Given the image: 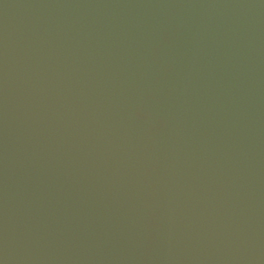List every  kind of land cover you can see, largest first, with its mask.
I'll use <instances>...</instances> for the list:
<instances>
[{
	"label": "water",
	"instance_id": "water-1",
	"mask_svg": "<svg viewBox=\"0 0 264 264\" xmlns=\"http://www.w3.org/2000/svg\"><path fill=\"white\" fill-rule=\"evenodd\" d=\"M0 264H264V0H0Z\"/></svg>",
	"mask_w": 264,
	"mask_h": 264
}]
</instances>
